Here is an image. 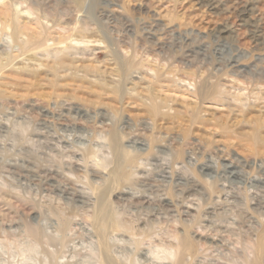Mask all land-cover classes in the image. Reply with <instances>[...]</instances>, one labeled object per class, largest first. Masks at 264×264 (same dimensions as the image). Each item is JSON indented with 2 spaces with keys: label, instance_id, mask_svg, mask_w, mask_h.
<instances>
[{
  "label": "rangeland",
  "instance_id": "obj_1",
  "mask_svg": "<svg viewBox=\"0 0 264 264\" xmlns=\"http://www.w3.org/2000/svg\"><path fill=\"white\" fill-rule=\"evenodd\" d=\"M0 14V264H264V0Z\"/></svg>",
  "mask_w": 264,
  "mask_h": 264
},
{
  "label": "bare ground",
  "instance_id": "obj_2",
  "mask_svg": "<svg viewBox=\"0 0 264 264\" xmlns=\"http://www.w3.org/2000/svg\"><path fill=\"white\" fill-rule=\"evenodd\" d=\"M3 14H4V13H3ZM7 14H8V13H7ZM0 16H1V14H0ZM2 16H4V15H2ZM5 17L8 18L9 16H6V14H5L4 18H5ZM7 18H6V19H7ZM9 18H10V17H9ZM1 19H2V18H1ZM10 20H11V19H10ZM4 23H5V20H4ZM7 23H8V21H7ZM0 24H1V23H0ZM2 25H3V24H2ZM4 25L6 26V23H5ZM10 26H11V24H10ZM1 27H2V26H1ZM7 28H8V27H7ZM17 28H18V26H17ZM73 28H74V27H73ZM1 29H2V28H1ZM3 29H4V28H3ZM3 29H2V30H3ZM21 29H23V32H24V28H21ZM21 29H20V30H21ZM79 29H80V28H79ZM5 30H6V27H5ZM18 30H19V29H18ZM20 30H19V33L22 32V31H20ZM83 32H84V30H83ZM32 33L35 34L34 32H32ZM37 33H38V32H37ZM79 33H80V32H78V33H76V34L78 35ZM24 34H25V33H24ZM29 34H30V33H29ZM29 34L26 33L27 36L25 37L24 42H23V45H25V46H26V45H29V44H31L33 41L37 40L35 36H30ZM22 35H23V34H22ZM28 35H29V36H28ZM36 35H37V34H36ZM50 35H51V34H50ZM84 35H85V34H83L82 36L85 37ZM38 36H40V35L38 34ZM53 36H54V35H53ZM73 37H75V36H73ZM79 37H81V36H79ZM52 38H53V37H52ZM54 38H55V36H54ZM57 38H58V37H56V39H57ZM75 38H76V37H75ZM81 38H82V37H81ZM21 39H22V38H21ZM48 39H49V38H48ZM43 40H44V38H43ZM21 41H22V40H21ZM37 41H38V40H37ZM51 41H52V40H51ZM55 41H56V40H55ZM55 41H54V44H57V43H55ZM70 41H71V40H70ZM72 41H73L74 43H78V42L83 43L82 40L79 41V40L73 39ZM72 41H71V42H72ZM93 41H95V40H93ZM19 42H20V41H19ZM42 42H43V43H42ZM42 42H41L40 44H43V45H44V41H42ZM68 42H69V41H68ZM86 42H89V39H88V41H87V39H86ZM99 42H100V41H99ZM62 43H63V42H62ZM66 43H67V42H66ZM84 43H85V41H84ZM20 44H21V43H20ZM40 44H39V45H40ZM60 44H61V42L59 43V45H60ZM34 45H35V43H34ZM59 45H58V46H59ZM61 45H62V44H61ZM68 45L71 46V44H66V45H64V46H62V47L60 46V47H61V49H65V48L69 47ZM21 46H22V45H21ZM58 46H57V47H58ZM31 47H32V48H29V49H33V50H38V49H39V47H38V49L36 48L37 45H36V47L34 46L36 49H34L33 45H32ZM48 47H49V46H48ZM60 47H59V50H60ZM71 47H72V46H71ZM71 47H70V48H71ZM27 48H28V47H27ZM45 48H47V47H45ZM49 48H50V47H49ZM55 48H56V47H55ZM41 49H44V48H40V50H41ZM47 50H48V49H47ZM38 51H39V50H38ZM38 51H37V52H38ZM22 52H23V51H22ZM1 54H2V53H1ZM57 54H58V53H57ZM1 56H3V55H1ZM1 58H2V57H1ZM1 58H0V59H1ZM2 59H4V58H2ZM4 60H5V59H4ZM4 60H2V61L4 62ZM29 61H31V60H29ZM64 61H65V60H64ZM64 61H63V62H64ZM57 63H58V62H57ZM53 64H54V63H53ZM61 64H62V62H61ZM54 65H57V64H54ZM63 65H65V64H63ZM216 87H217V85H216ZM219 87H221V86L219 85ZM219 87H218V88H219ZM215 89H217V88H215ZM218 90H220V88L217 89V92H218ZM212 93H213V92H212ZM151 99H152V98H151ZM242 104H244V103H242ZM149 108H150L149 111H150V110L154 111V110H156V109L159 110V109H158L159 106H158V108H157V105L154 104V103H153L152 105H149ZM261 112H262V111H261ZM229 166H230V165H228V166H226V167H229ZM230 171H231L232 174H233V173H236L234 170H228V171H226V172L228 173V172H230ZM236 174H237V173H236ZM110 264H111V263H110Z\"/></svg>",
  "mask_w": 264,
  "mask_h": 264
}]
</instances>
